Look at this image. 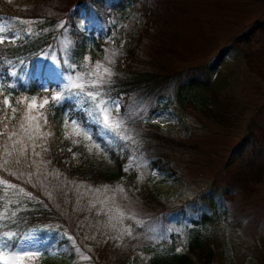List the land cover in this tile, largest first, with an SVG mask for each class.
Returning <instances> with one entry per match:
<instances>
[{
    "label": "rangeland",
    "instance_id": "obj_1",
    "mask_svg": "<svg viewBox=\"0 0 264 264\" xmlns=\"http://www.w3.org/2000/svg\"><path fill=\"white\" fill-rule=\"evenodd\" d=\"M5 1L23 9L44 8L42 13L52 17V24L44 23L41 32L58 31L55 42L38 56L34 65H17L9 70L12 85L21 81L28 86L38 77L41 88L50 91L44 97L51 100L54 92L62 91L69 74L85 73L78 82L86 85L85 93L95 91L89 85L92 77L87 73L96 61L101 62V71L107 67L113 73L105 77L109 82L101 91L106 93L105 99L119 103L113 116L124 123L115 133L95 123L91 124L90 141L73 132L71 120H82L76 112L92 107L81 103L87 100L83 94L79 101L72 102L74 113H69V105L63 102L49 103L37 110L43 114L39 118L40 133L50 107L61 104L68 109L65 119L69 126L64 127V136L65 132L72 133L69 140L81 143L73 145L78 148L73 152L75 156L72 153L65 161L79 163V151L87 149V144L92 146L90 153L112 163L109 147L129 146L132 154L125 165L136 172L135 183L148 182L166 205L178 211L189 208L211 183H236L239 192L230 203L229 223L219 235L223 239L220 249L227 253L226 264H264V0H136L124 5L118 4L122 0H106L109 7H117L111 13H98L92 8L93 0ZM46 21L0 18V35L15 41ZM61 23L64 27H59ZM9 32L13 35L7 36ZM82 32L84 37L87 33L88 51L75 59L72 54L80 43L76 36ZM86 56L90 57L87 63ZM69 64L76 67L68 68ZM12 72L16 75L12 76ZM151 74L156 78L152 79ZM4 77L0 73V83ZM135 78L145 87L117 85L124 81L128 84ZM192 78H208L217 90L216 100L210 93L207 106H198L193 97L182 103L177 92ZM52 80L57 83H50ZM156 80L162 82L156 86L159 91L151 92L150 86ZM53 84L54 89L50 88ZM0 91L2 100L9 96L5 89ZM76 91L79 90L73 89ZM31 97L36 96L27 98ZM44 97H37V103ZM3 107L0 104V109ZM16 108V117L20 119ZM3 115L0 111V117ZM30 123L29 131L37 134L33 130L36 121ZM94 125L98 127L97 133ZM13 130L20 134L18 126L11 129L8 125L5 131L0 123V133H5L0 135L2 143H10L7 133ZM150 131L152 135L163 133L184 142L183 146L162 145L148 137ZM121 134L131 139L123 140ZM93 142L100 144L101 149H96ZM148 150L149 155L163 156L168 167L151 165L145 155ZM6 151L8 145L2 146L0 154L5 156ZM44 168L33 165L28 174L35 186L51 193L47 200L33 192L36 199H28L19 191L23 188L30 192L21 183L0 176V181L17 186L5 191L6 185L0 183V212L4 206L9 215L19 209L14 219L0 221V232L15 231L12 224L38 207L52 210L53 204L62 214L63 220L38 224L22 235L32 237L31 249L43 253L30 264H103L97 263L94 256L99 244L110 241L120 248L131 246L138 250L146 244L170 239L172 232L181 236L179 250H186L184 234L189 222L166 221L143 202L138 191L132 196L124 186L121 192L118 186L92 185L60 170L52 171L48 164ZM69 237L74 238V243ZM84 256L90 259H82ZM140 258L143 263L149 260L143 252ZM195 262L206 264L200 259Z\"/></svg>",
    "mask_w": 264,
    "mask_h": 264
},
{
    "label": "trees",
    "instance_id": "obj_2",
    "mask_svg": "<svg viewBox=\"0 0 264 264\" xmlns=\"http://www.w3.org/2000/svg\"><path fill=\"white\" fill-rule=\"evenodd\" d=\"M82 1L85 2L86 0H79V2ZM93 1L94 6H92V8H95L98 13H102V10H109L108 13H111L110 10L117 9L116 5L109 7L106 0ZM126 1L134 2L136 0H122V2L118 4L124 5ZM43 11L44 8L23 9L15 7L5 0H0L1 19L26 18L40 19L42 21L47 20L46 22H42L37 30L24 33L15 41L9 42L6 40L4 44H0V73L5 76L3 83L11 86L5 89V94H10L12 105L19 108V118L22 114L21 111L23 106L16 103L17 100L28 97L29 95L44 97L50 94V91L46 92L41 88L38 77V80L35 79L36 81L34 80L35 82L33 81L28 86L21 81L16 86V83L12 85L9 71L17 65H34L38 56L43 53L49 45L55 42L58 31L52 29L41 32V29L45 27L43 26L44 23L48 25L52 24V17L46 12L42 13ZM12 35L13 32L7 34V36ZM86 35L87 33H85L84 37V33L82 32V34H77L76 36V39H79L80 43L76 46L72 54L75 59L77 57H83L88 51L86 49L88 39ZM150 77L155 79L156 75L151 74ZM192 79L193 80L190 82L182 85L177 92V97L182 103L193 97V99L195 98L198 100V106H207L211 102L208 95L210 93H212V99L216 100L217 90L208 78L207 80ZM158 82L159 80H156L154 86H150L151 92L159 91L156 86L162 82ZM129 84H132L131 86L134 87L133 89L144 86L140 83L138 78H135L134 81L128 84L124 81L117 85L126 86ZM54 86L53 84L51 88ZM0 101H2V96H0ZM73 110L74 104L69 105V113H74ZM76 113L79 114L80 118H85L84 112L81 109ZM10 114V110L8 109V115L11 116ZM66 114L65 105H53L49 108L47 117L48 122L47 124H43L40 134H32L35 136V144L40 146L36 148V151L40 153L39 156H36L32 152V141H28L24 133H20L22 135L18 134L16 137L11 138L8 144L2 143L0 139V150L2 146L5 147L8 145L6 155L2 156L0 154V176L10 182L21 183L22 186L30 192L47 200L48 195L39 186L33 184V178L30 177L28 173L33 165L45 169V164H48L52 171L54 170L56 172L60 170L62 174L86 181L92 185L124 186L132 196H135V192L138 191L140 197L143 198V202H146L151 210L164 217L166 221L189 222L188 228L184 234L186 236V250L177 251V249H179L178 244L181 236L175 232L171 233L170 239H166L160 244H146L138 250L131 246L120 248L115 242L112 243L108 241L95 247L94 256L97 259H95L97 263L196 264L195 259H200L206 264H226L227 253H223L220 249V242H222L223 239L219 238V235L222 233V228L226 223H229L231 218L230 203L239 192L236 183H228L226 185L211 183L201 190L197 199L189 208L182 207L178 211L176 207L166 205V202L150 188L148 182L135 183L136 172L130 169L131 166L126 167L125 165L129 156L132 154L129 150V146L127 148H124L120 144H117L116 148L110 146L108 150L110 151L112 163H110L106 157L99 158L95 156L86 148L80 149L79 151L81 156L79 163L73 164L72 162H66L65 158L68 157L70 159V155L75 149H78L76 146H73V143L69 139H65L64 119L66 118ZM18 121L19 119L16 117L15 120L8 122V125H10L11 129H14L13 126H18ZM94 128L97 133L98 127L94 125ZM44 132H52L53 135L46 137L42 135ZM148 137H153L154 141L162 142V145H170L171 147H182L184 143L176 141L174 138L164 135L163 133H154L152 135L150 131ZM20 139H24V142H27V162H25V157L21 156L18 152V148L21 145H13V140ZM247 145L248 144H246V149ZM45 148L47 151H44ZM69 148L72 149L71 152L68 151ZM241 148L242 147H237L236 149L241 150ZM145 155L149 156L151 165L157 167L166 166L163 156L161 158L157 155H149V150ZM33 161H35V163H33ZM125 168H127L128 171H125ZM49 203L52 204L51 201H49ZM51 208L52 210H48L44 207H38L35 211L29 210L24 217L18 220L20 222L12 224V227L18 234L23 235L38 224H44L49 220H63L61 212L53 204ZM140 252L149 256L148 262L143 263L141 261Z\"/></svg>",
    "mask_w": 264,
    "mask_h": 264
},
{
    "label": "snow or ice",
    "instance_id": "obj_3",
    "mask_svg": "<svg viewBox=\"0 0 264 264\" xmlns=\"http://www.w3.org/2000/svg\"><path fill=\"white\" fill-rule=\"evenodd\" d=\"M59 27H64V24L61 23ZM0 31H3V29H0ZM31 31V29H29ZM14 40V38H12ZM8 40V37H5L3 35H0V44H4L5 41ZM11 42V41H9ZM85 62L87 63L90 60V57L84 58ZM67 63V61H65ZM68 68L74 69L76 67L75 64H69L67 65ZM102 64L100 61H96L94 68L91 72L87 73V75H90L92 79L89 81V85L95 89V91H87L86 93L83 91L86 85L84 83H79L86 74L85 73H77L75 76L69 74L66 77L67 83H64L62 85V91L54 92L51 96V100H49L47 97H44L42 101L38 104L37 103V97H31L29 98L24 97L22 99H19L16 101V103L23 106V111L20 116L19 122H18V129L20 133L25 134V138L28 141H32V152L39 156L40 153L36 151L37 147H40L39 145L35 144V136L32 135V133L29 131V129L32 127L31 121H36V126L33 129L37 134L39 133V129L41 125L39 124V118L43 115L41 112L37 111L38 109H43L45 105H48L49 103H59L63 102L66 105H71L73 101H79L81 95L83 94L86 96L87 100L82 101L81 103H89L92 105L90 108H82L81 110L84 112L85 118H82L81 121H77L75 119L71 120V125L73 127V132L76 135H82L83 139L85 141L92 140V134H91V124L95 123L98 127L103 126V128L116 132L120 127L123 125L124 121L122 119H118L117 117L113 116V112L117 111L119 109V103L116 101H111L110 99H105L106 93H103L101 89L103 86L108 83L109 81L105 79V77H111L112 71L110 68L103 67V71H101ZM61 77H63V73H58ZM12 76H15L16 73L12 72ZM50 83H57L55 80L50 81ZM57 86H60L57 84ZM10 85H6L3 83H0V90L10 88ZM73 89H77L79 91L73 92ZM45 91H48L47 88H45ZM0 95H3V92L0 91ZM10 96V94H9ZM9 96H4L3 100L0 101V104H3V109H0V111H3L4 115L0 117V123H3L5 131L8 128V122L11 120L16 119V113L17 108L12 106V103L10 102ZM8 109H11V116L8 115ZM68 109L66 108V111ZM33 111H36L37 114L35 116L31 115ZM90 118V119H89ZM44 124H47V117H43ZM87 125V126H85ZM69 126V121L65 119L64 121V127L67 129ZM17 126H13L15 129ZM5 133H0V135H4ZM9 138L16 137L18 135V132L16 130H13L10 133H7ZM43 136L49 137L52 136V132H44L42 133ZM72 133L65 132V139H69L71 137ZM121 139L123 140H129L131 137L124 136L121 134ZM73 145H79L81 143L80 140H72ZM94 143V146L96 149H101V145L98 143ZM21 145L18 148V152L21 156L25 157V162H27V146L24 144V139L20 140H13V145ZM85 147H87V150L89 152H92V146H89L85 144ZM44 151H47L45 148ZM69 152L72 151L71 148L68 149ZM73 156H75V153H73ZM35 163V161H33ZM125 171H128L127 168H125ZM58 175L59 173H55ZM155 175V173H153ZM0 183H3L6 185L5 191H7L8 188L15 189L17 186L15 184H10L7 181H0ZM108 186H105L107 189ZM119 191H123L124 189L121 186H118ZM20 193L24 196L28 197V199H36V197L33 196L31 192L25 191L23 188L19 189ZM96 191H100V189H96ZM47 195L51 196V193H47ZM17 211H13L10 215L8 213L7 206H4V210L0 212V221H8L15 218L17 215ZM123 213H121V216ZM115 226V225H113ZM127 231V229H125ZM69 239L73 240L74 238L69 237ZM33 240L32 237L22 236L18 234L15 231H3L0 232V264H30V262L36 258L41 256L43 253H41L39 250H32L30 247L31 241ZM79 251V248L76 249ZM179 251V249H177ZM82 259H90L88 256L82 257Z\"/></svg>",
    "mask_w": 264,
    "mask_h": 264
}]
</instances>
